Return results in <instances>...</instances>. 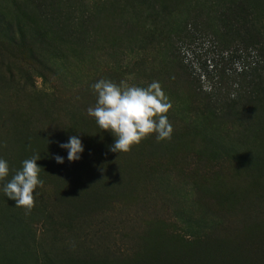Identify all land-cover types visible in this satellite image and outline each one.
I'll use <instances>...</instances> for the list:
<instances>
[{"label": "rangeland", "instance_id": "1", "mask_svg": "<svg viewBox=\"0 0 264 264\" xmlns=\"http://www.w3.org/2000/svg\"><path fill=\"white\" fill-rule=\"evenodd\" d=\"M53 4L0 0V264H264V0Z\"/></svg>", "mask_w": 264, "mask_h": 264}, {"label": "trees", "instance_id": "2", "mask_svg": "<svg viewBox=\"0 0 264 264\" xmlns=\"http://www.w3.org/2000/svg\"><path fill=\"white\" fill-rule=\"evenodd\" d=\"M35 2L37 4L36 8L38 10H40L42 17H43L44 12H46V14H45V20L46 21L52 22V23L60 25V26H63V24H66L68 21L71 20L68 17L67 18L64 17V15L59 12V10L53 4V0H35ZM33 3H34V1H33ZM228 13L230 14L231 18L238 15L237 12L233 11V10H229ZM245 14L248 15L246 10H245ZM233 26H234V24H233V22H231V24L229 26L225 25L224 28L226 29L229 27L230 29L233 30ZM224 28H222V29H224ZM240 28H246L248 30V29L252 28V25L249 22L244 21V24L242 26H240ZM206 30H208V29H206ZM208 31H210V30H208ZM237 31H239V29H237ZM197 37H198V31L195 28H193V29H186L185 28L184 31L180 34L181 41L193 42L197 39ZM248 38L249 37H247L245 35H240V37H239V39L243 42H245V40ZM230 54H231V56H230ZM230 54L228 55V53H227V56H228L230 61H233L234 59H242V58L244 60L247 59L243 54L237 53V51H235L234 53L230 52ZM200 68H201L199 70L200 71V77H202V78L207 79V77L213 75V73H214V66L212 64H210V62H207V63L203 62L200 65ZM232 75H235V78L241 77L242 81L244 82L245 87L250 88V90H254L255 85H257L260 82L258 79V78H260V73H259V71L256 70L255 66H251L249 68H240L239 71H235L234 74H232ZM238 84L235 83L234 85L239 87Z\"/></svg>", "mask_w": 264, "mask_h": 264}]
</instances>
